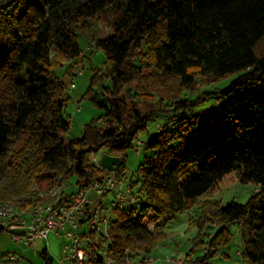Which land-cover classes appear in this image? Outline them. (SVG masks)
Segmentation results:
<instances>
[{"label": "trees", "instance_id": "1", "mask_svg": "<svg viewBox=\"0 0 264 264\" xmlns=\"http://www.w3.org/2000/svg\"><path fill=\"white\" fill-rule=\"evenodd\" d=\"M94 21L112 29L96 41L112 66L106 74L95 69L88 91L104 125L93 120L80 138H67L70 96L58 69L75 77L79 38ZM231 74L220 91L182 97L204 78ZM104 76L111 81L100 91L106 98L93 90ZM211 95L221 107L203 124L194 111ZM157 114L171 118L143 140L154 155L137 168L141 189L130 179L137 203L113 213L110 254L153 252L164 223L151 233L142 225L146 214L163 218L199 203L194 248L204 243L206 225L219 226L203 262L228 244L231 224L247 221L243 258L264 264V0H0V202L35 182L74 177L84 186L104 178L110 171L90 160L104 148L122 157L118 172L127 173L128 150ZM231 172L258 191L222 205L210 192Z\"/></svg>", "mask_w": 264, "mask_h": 264}, {"label": "rangeland", "instance_id": "2", "mask_svg": "<svg viewBox=\"0 0 264 264\" xmlns=\"http://www.w3.org/2000/svg\"><path fill=\"white\" fill-rule=\"evenodd\" d=\"M112 33V29L104 26L98 21H94L90 31H84L80 38V45L83 50L81 55L82 62L75 66L76 86L71 89L70 83L74 76L64 75L65 69L59 68L58 72L63 77L68 85L66 92L70 96V100L64 109L66 118L71 123V128L66 134L67 138H80L83 135L85 125L91 121H96L97 126H103L104 110L98 108L88 96V91L91 84V78L95 69L101 68L104 74L107 73V68L112 66L111 62L107 59L103 50L96 47V41L107 37ZM262 45V44H261ZM68 63H66L67 65ZM82 68V72L80 70ZM236 74H231L219 81L210 82V79L204 78L197 84L194 90L186 91L182 97L194 99L204 93L205 91H220L231 83L236 77ZM104 87H111V81L108 77H103L101 85L93 86L95 93H99L101 97L106 98L107 93H101ZM103 94V95H102ZM220 99L214 95L205 100V102L197 107L194 113H198L201 122L206 124L213 110L220 109ZM171 118V115L165 116L157 114L153 120L148 124V130L139 135V139L145 140L157 134L163 125ZM137 142V141H136ZM108 149L104 148L99 151V154L107 152ZM154 155V151L143 149L141 154H137L135 147L128 150V158L125 167L128 169V176L131 181H138L137 189H141L142 179L137 173L139 164L143 161L145 156ZM194 170V169H193ZM76 178H71L70 182L75 183ZM47 186L46 181L42 183ZM258 191L257 186L253 183L242 184L235 172L227 174L215 188L210 192V196L218 200L222 205H226L232 201L245 203L248 198ZM143 196V194H142ZM112 195L103 198L104 202L108 203ZM207 195L202 196L199 201L208 199ZM100 199V200H103ZM201 217L200 204L197 203L189 209L177 212L172 216H165L162 218L163 227L159 231L163 232V237L159 240L157 246L152 254L159 259L160 264H174L168 259L184 260V264H247L243 258L244 252V237L250 233V228L247 221L240 223L235 222L230 225L231 239L228 244L220 247L218 252L203 262L205 254L209 247L210 237L215 235L219 226L217 224H208L203 230V244L194 248V239L199 235V228L197 225ZM45 248L43 240L38 241L35 248H29L24 243H18L12 240L10 234L6 231H0V262L5 260L2 257L5 253L17 252L23 258L17 264H58L56 259L49 263L42 255ZM194 248V249H193Z\"/></svg>", "mask_w": 264, "mask_h": 264}, {"label": "built area", "instance_id": "3", "mask_svg": "<svg viewBox=\"0 0 264 264\" xmlns=\"http://www.w3.org/2000/svg\"><path fill=\"white\" fill-rule=\"evenodd\" d=\"M75 86L76 77L70 88ZM144 145L145 141L137 140L138 155ZM100 156L99 152L90 156L98 167H101ZM118 171H110L104 178L88 181L84 186L58 181L44 186L35 182L27 194L0 202V230L29 248H35L38 241L43 240L45 256L51 262L54 257L58 264H160L152 252L126 249L119 260L110 254L114 211L138 201L128 173ZM109 195H112L109 202H104L103 198ZM161 222L162 218L151 210L142 225L155 233ZM22 258L17 252L9 253L7 263L17 264ZM168 260L174 264L185 263L184 260Z\"/></svg>", "mask_w": 264, "mask_h": 264}, {"label": "water", "instance_id": "4", "mask_svg": "<svg viewBox=\"0 0 264 264\" xmlns=\"http://www.w3.org/2000/svg\"><path fill=\"white\" fill-rule=\"evenodd\" d=\"M99 165L108 171H118L122 165V157L105 152L99 158Z\"/></svg>", "mask_w": 264, "mask_h": 264}, {"label": "crops", "instance_id": "5", "mask_svg": "<svg viewBox=\"0 0 264 264\" xmlns=\"http://www.w3.org/2000/svg\"><path fill=\"white\" fill-rule=\"evenodd\" d=\"M145 140H146V139H145ZM37 244H38V243H37ZM41 255H42L46 260H48L49 263H52V262H53V261L51 262V260L48 259L47 256H45V254H44V249H43ZM7 260H8V256H6L5 260H1L2 262H0V264H8V263H7Z\"/></svg>", "mask_w": 264, "mask_h": 264}]
</instances>
